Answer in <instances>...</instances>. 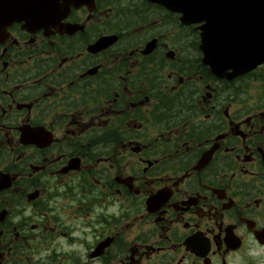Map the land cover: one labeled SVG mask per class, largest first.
Listing matches in <instances>:
<instances>
[{
    "label": "flooded vegetation",
    "instance_id": "flooded-vegetation-1",
    "mask_svg": "<svg viewBox=\"0 0 264 264\" xmlns=\"http://www.w3.org/2000/svg\"><path fill=\"white\" fill-rule=\"evenodd\" d=\"M11 2L0 264H264V63L215 76L156 0Z\"/></svg>",
    "mask_w": 264,
    "mask_h": 264
},
{
    "label": "water",
    "instance_id": "water-1",
    "mask_svg": "<svg viewBox=\"0 0 264 264\" xmlns=\"http://www.w3.org/2000/svg\"><path fill=\"white\" fill-rule=\"evenodd\" d=\"M189 0H177L176 4L179 6L188 7ZM194 6L196 5V10L189 9L195 13V15L201 20H207L211 18L214 20L216 17L222 18L223 22H234L240 18V13L243 12H255L256 20L258 18L259 22L257 25V37L264 39V0H190ZM227 9V10H226ZM217 11L218 15L210 14L213 11ZM211 23V22H209ZM220 28L225 31L223 33L221 30L218 33L210 34L208 30L205 31L203 35V42L208 43L213 39V43L222 51V48L227 46L230 52L238 54L241 49L243 36H248L249 33H240L239 31L233 30V28L226 27L222 24V21L218 23ZM207 29V27L205 26ZM211 26L208 27L210 29ZM228 29V30H227ZM256 29V27H255ZM260 30V31H259ZM253 35V34H252ZM264 43V42H262ZM262 55L264 54V49L261 50ZM264 59V57H261Z\"/></svg>",
    "mask_w": 264,
    "mask_h": 264
},
{
    "label": "clouds",
    "instance_id": "clouds-1",
    "mask_svg": "<svg viewBox=\"0 0 264 264\" xmlns=\"http://www.w3.org/2000/svg\"><path fill=\"white\" fill-rule=\"evenodd\" d=\"M110 211H115V209L113 208V209H110Z\"/></svg>",
    "mask_w": 264,
    "mask_h": 264
}]
</instances>
